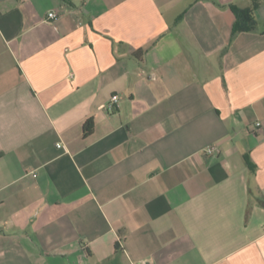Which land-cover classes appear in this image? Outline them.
<instances>
[{"label": "crops", "instance_id": "0c3cea01", "mask_svg": "<svg viewBox=\"0 0 264 264\" xmlns=\"http://www.w3.org/2000/svg\"><path fill=\"white\" fill-rule=\"evenodd\" d=\"M0 264H264V0H0Z\"/></svg>", "mask_w": 264, "mask_h": 264}, {"label": "trees", "instance_id": "16d2710c", "mask_svg": "<svg viewBox=\"0 0 264 264\" xmlns=\"http://www.w3.org/2000/svg\"><path fill=\"white\" fill-rule=\"evenodd\" d=\"M236 14V22L234 25V33L249 31L253 28L254 19L252 10H239L234 9ZM92 130L91 121L86 124V131L90 132Z\"/></svg>", "mask_w": 264, "mask_h": 264}, {"label": "built area", "instance_id": "2783aa9c", "mask_svg": "<svg viewBox=\"0 0 264 264\" xmlns=\"http://www.w3.org/2000/svg\"><path fill=\"white\" fill-rule=\"evenodd\" d=\"M58 17V14L54 11V12H50L49 14V18L52 20H55ZM119 102V96L115 95L112 97L111 101L106 105V109L109 112H113L115 110V106L118 104ZM258 126H261V123L257 124ZM59 147H61V145H59ZM216 152L215 147H210L206 150L207 154H214Z\"/></svg>", "mask_w": 264, "mask_h": 264}]
</instances>
